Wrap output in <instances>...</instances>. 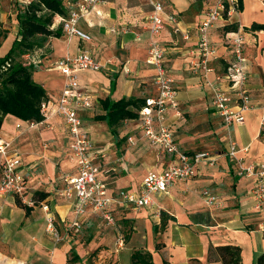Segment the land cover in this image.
<instances>
[{
  "label": "crops",
  "instance_id": "crops-1",
  "mask_svg": "<svg viewBox=\"0 0 264 264\" xmlns=\"http://www.w3.org/2000/svg\"><path fill=\"white\" fill-rule=\"evenodd\" d=\"M214 1L101 0L94 12L77 23L78 29L89 35V41L75 36L51 38L37 51L39 53L30 56V61L36 65L33 81L42 86L47 97L44 120L24 122L8 115L0 128V141L10 144L7 154L19 161L17 170L32 196L42 194L33 187L38 179L28 177L29 173L39 176L32 172L35 160L36 164L44 166L57 162L63 187L75 172L64 123L54 113L63 82L55 63L84 50L106 68L78 75L79 85L88 93L91 104L87 110L79 112L82 129L89 135L94 151L103 155L97 163L98 177L109 193L137 192L144 176L149 171L161 172L171 158L157 154L138 130V119L122 121L117 135L112 136L106 123L96 120L102 114L99 101L106 97L145 99L154 93V71L146 62L149 36L141 26L152 10V3L162 5L163 19L165 14L174 15L176 25L164 19V27L156 37L164 53L165 69L176 90L179 111L178 117L168 111L165 123L182 152L209 151L217 161L212 167L200 165L193 180L173 185L166 193H155L152 207L119 210L125 219L133 220L131 223L136 229L147 234V246L143 243L139 251L149 252L153 264H222L214 248L224 245L241 249L242 264H254L255 258L264 252V231L258 230V226L264 224V217L253 211L250 200L253 182L238 176L234 162L226 155L229 145L234 144L239 150L236 157L245 163L264 164V31L249 29L253 23L264 24V0H242V9L229 22L218 23L209 33L217 54V59L210 61L209 66L219 74L234 58L226 34L240 30L244 36L248 74L245 88L254 109L245 114L243 124L230 127H225L213 113L212 90L203 85L201 70L191 69V62H195V27ZM59 21L55 18V25ZM232 24L236 29L228 31L226 27ZM15 28L14 37L17 25ZM111 28L117 31L126 28L129 32L112 34ZM184 33H188V40L183 39ZM4 42H9V38ZM44 125L50 129H42ZM49 170L42 172L43 178H54ZM203 189L216 197V205H205L199 193ZM43 195L41 202L49 205L59 234L64 238L74 204L56 197L55 193ZM162 212L174 220L167 221L164 231L155 233L153 228L159 225ZM97 219L92 213L85 214L82 227ZM43 221L44 214L39 207L26 215L17 206L14 196L0 195V264H66V254L72 248L68 243L55 246L45 232ZM70 235L71 239L76 234ZM122 247H119L120 253L125 258L119 264H127V256L130 264L132 247Z\"/></svg>",
  "mask_w": 264,
  "mask_h": 264
},
{
  "label": "built area",
  "instance_id": "built-area-1",
  "mask_svg": "<svg viewBox=\"0 0 264 264\" xmlns=\"http://www.w3.org/2000/svg\"><path fill=\"white\" fill-rule=\"evenodd\" d=\"M72 10L67 18L60 19L64 36H75L81 41H89V35L77 27L79 19L95 11L101 0H73ZM152 10L148 14L141 29L148 33L147 64L154 71V93L144 99V105L138 111V130L159 156H169L171 161L161 172L149 171L143 178L137 192L120 190L109 193L105 183L98 177V160L103 158L96 153L89 135L82 129L79 112L90 107L88 93L79 85L78 75L81 72H98L105 69V65L95 60L89 53L82 50L74 57H63L55 63V68L62 77V88L55 105L54 113L62 119L69 139L70 159L74 164L75 174L68 178L60 190L59 196L73 202V212L67 228V234H76L82 228L85 214L92 213L107 226H115L116 213L124 207L132 209L148 208L154 205L152 196L155 193H166L168 188L178 183H187L195 178L200 165L212 167L216 156L208 151L187 154L176 145L169 126L165 123L168 111L179 116L176 90L172 79L168 76L164 66V53L156 39L164 27V19L176 25V17L165 14L159 2L152 3ZM75 7V8H74ZM239 12L238 0H215L202 15L195 27L196 46L193 51L195 62H191L193 71L201 70L200 77L203 85L212 90L211 108L225 127L241 125L247 112L254 109L245 88L248 74L245 68L244 36L242 31L226 34L233 60L222 73H216L209 62L217 59L216 48L210 42V31L220 22H229L231 17ZM178 31L177 28L174 29ZM112 34L127 33L123 28L117 31L111 28ZM188 40V33L183 34ZM28 58V56H26ZM213 75L212 79L209 75ZM228 89L229 92L225 91ZM45 104L42 106L44 112ZM131 143V140L128 139ZM10 144L0 141V195H12L22 205L28 208L39 207L44 214L45 231L58 244L63 238L60 236L51 209L47 203L37 202L29 193L22 174L17 170L19 161L8 156ZM239 152L234 144H230L226 155L234 162L238 176L253 182L250 200L253 211L264 217V164L255 162L245 163L236 157ZM205 205H216V197L203 189L201 191ZM264 231V224L258 226ZM122 246L119 238L117 247Z\"/></svg>",
  "mask_w": 264,
  "mask_h": 264
},
{
  "label": "trees",
  "instance_id": "trees-1",
  "mask_svg": "<svg viewBox=\"0 0 264 264\" xmlns=\"http://www.w3.org/2000/svg\"><path fill=\"white\" fill-rule=\"evenodd\" d=\"M73 3V0H29L17 5L16 35L8 52L0 57V128L4 117L8 115L24 122L40 123L44 120L42 106L47 97L42 86L33 81L32 75L36 65L30 61V56L43 49L48 39H59L64 36L62 24L59 21L55 25V18H67L73 9ZM238 8L242 9V0H238ZM233 26L232 24L226 28L228 31H234L236 27ZM249 29L264 31V24L253 23ZM5 38L6 32H0V42ZM143 105L144 99L113 100L106 97L99 101L102 114L97 116L96 120L104 121L115 137L120 123L124 120L137 119L138 111ZM33 198L41 202L44 195L38 194ZM16 204L26 215L30 214L32 208L22 205L18 200ZM168 220L174 219L163 212L160 213V223L153 228L154 232L164 231ZM122 224L125 225L127 222L124 221ZM70 251L72 259L68 262H77L79 260L77 253L73 249ZM214 252L222 264H242L241 249L238 246H216ZM130 264H153L152 256L147 251H132ZM254 264H264V252L255 258Z\"/></svg>",
  "mask_w": 264,
  "mask_h": 264
},
{
  "label": "rangeland",
  "instance_id": "rangeland-1",
  "mask_svg": "<svg viewBox=\"0 0 264 264\" xmlns=\"http://www.w3.org/2000/svg\"><path fill=\"white\" fill-rule=\"evenodd\" d=\"M21 1H25V0H0V32H6V38L1 40L0 42V48L2 49L3 56L10 49L12 41L14 39V32L16 29L15 27L17 25L16 22L14 21L15 9L17 5L22 4ZM8 38H9V42H6V44H4L5 43L4 41ZM35 55L36 54H33V56ZM149 94L150 92H148L146 96H148ZM42 129L49 130L50 126L44 125ZM92 132L96 136L100 135V133L96 134L94 131ZM42 147L46 149L45 146L42 145ZM41 159H43V156H41ZM36 161L37 160L33 162V164L34 163L35 164L34 166H32V172H34V174L38 173L37 175L39 176L35 177L33 176V174L32 175L30 173L28 174V177L30 179L32 178L38 179L36 184L33 185L34 189H36L35 191L37 193H42V194L55 193V196L59 198L60 197L59 193L60 190L62 189V187L60 186L61 185L60 176L62 174L60 173L59 170L60 168L59 164L57 162H52L48 166H44L43 164L41 165L36 164ZM45 169L46 171H48L49 169L51 170L52 173L51 178H53L54 176L53 179L43 178L42 172L45 173ZM30 179L27 180L30 181ZM199 193H201V191ZM120 211L116 213L115 217L117 218V220L115 226H107L102 220L98 218L97 220H92L90 222H87L86 226L82 227L80 231L76 233V235L71 239H70L71 235H67V237L64 236L63 240L58 244H56L52 239L51 242L55 244V246L68 243V246L76 251L79 260L77 262H68L72 259L71 251L68 250L66 254V264H119L120 261H123V259L125 258L124 256L122 257L120 253L121 250L120 248L117 247L119 238H121L122 241V245H123L122 248L125 249L127 247L128 248L132 247L130 252L135 251L136 249H138L137 251L142 250L143 243L144 245L147 246V239H146L147 234L143 233L141 229H136L134 224L131 223L133 222V220L125 219V217H123L121 213L119 214ZM124 221H126L127 224L123 225L122 222ZM43 223L45 224L44 221ZM47 235L50 238V235L48 233ZM93 241H94V246L92 247ZM127 264H129L128 256H127Z\"/></svg>",
  "mask_w": 264,
  "mask_h": 264
}]
</instances>
